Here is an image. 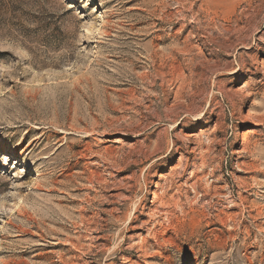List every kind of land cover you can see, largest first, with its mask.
<instances>
[{"label": "rangeland", "instance_id": "rangeland-1", "mask_svg": "<svg viewBox=\"0 0 264 264\" xmlns=\"http://www.w3.org/2000/svg\"><path fill=\"white\" fill-rule=\"evenodd\" d=\"M0 264H264V0H0Z\"/></svg>", "mask_w": 264, "mask_h": 264}, {"label": "bare ground", "instance_id": "bare-ground-1", "mask_svg": "<svg viewBox=\"0 0 264 264\" xmlns=\"http://www.w3.org/2000/svg\"><path fill=\"white\" fill-rule=\"evenodd\" d=\"M87 68L86 64L84 62L78 63L69 73L68 80L70 82H75L79 76L84 72V70Z\"/></svg>", "mask_w": 264, "mask_h": 264}]
</instances>
